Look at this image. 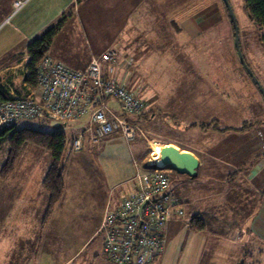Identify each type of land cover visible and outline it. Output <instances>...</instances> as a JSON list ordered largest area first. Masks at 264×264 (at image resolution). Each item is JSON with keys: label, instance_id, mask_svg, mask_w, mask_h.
I'll use <instances>...</instances> for the list:
<instances>
[{"label": "rangeland", "instance_id": "rangeland-1", "mask_svg": "<svg viewBox=\"0 0 264 264\" xmlns=\"http://www.w3.org/2000/svg\"><path fill=\"white\" fill-rule=\"evenodd\" d=\"M16 2L21 3L18 8H15ZM27 2L26 0H15L12 3L11 0H0V80L2 83L11 80L18 89L23 88L24 71L26 63L29 61V59L26 60L27 57L29 58L27 45L32 40L29 41L24 35L18 33L19 28H21L19 25H23L19 21L20 17L17 19V17L10 16L6 6L12 4L14 13H16L21 11ZM229 2L239 25L240 47L244 59L264 87V28H260L250 19L245 8V0H229ZM149 3L151 7L146 6L147 10L144 11L143 15L136 16L137 24H140L137 27L134 21L136 17L130 18L128 16L127 2H111V5L106 6L104 1H97L96 6L90 9L93 15L88 16L89 19L87 18V20L89 21L84 18L83 28L85 30L82 29L86 36L89 34L91 42L95 43L94 38H96V44H102L111 38V41L117 40L115 43H118L117 38L119 36V45L117 44L116 47L109 46L100 51L90 48L88 51L91 55L90 61L93 56H99L107 50L115 51L119 65L115 72L116 77L125 83L127 89L137 91L138 96L146 103V117L140 116L138 118L133 114L127 116L129 121L133 119L139 126L136 138L133 141H128L131 147L128 145L127 148L109 147L110 142L104 141L105 138H101L95 144L86 145L88 136H85L82 139L81 149L71 151V139L79 136H73L74 131L71 127H65L50 119H24L18 122V128L31 127L43 131L62 129L67 135V147L62 160L63 174L71 176L72 169L75 167V184L80 185L81 182L87 181L85 183L87 191L84 194L83 202L67 201L60 208L58 205V207L55 206L51 211V216L50 214L45 215V221L50 216L51 228L54 229L55 227L58 230L61 250L58 255L51 251L50 255H44L46 254L44 253L41 254L43 256L38 255L39 257L36 259L18 256L19 253L22 254L27 250L22 249L24 248L22 242H20L22 246H19L20 244L15 239L13 230H11V222L8 223L7 200L4 199L6 200L5 203L0 201V208H2L0 210V264H78L83 261L87 262L88 252H101L100 237H103L101 232L102 220L99 225L103 214L101 210H98L102 207L103 188L96 190L90 186L91 180L96 174L102 178L103 184L105 178V186H111L113 189L119 183L121 173L129 169V176L123 182L120 181L121 183L114 190L115 194H119L125 188L127 190L128 182L133 176L135 177L138 168H144L145 165L154 166L157 162L165 166L161 156L162 149L164 150L171 145H178L180 149L191 147L197 152L209 150L213 154H229L232 159V154H236L239 149L236 140L237 132L246 131L249 127L252 128L249 131L256 130L255 128L259 124L264 123V98L240 62L235 47L234 28L224 1L174 0L172 2L169 0L161 3L157 1ZM126 12L127 16H125ZM188 18L190 23L187 24V27L195 32L192 36L183 32L182 20ZM58 20L53 24L57 23ZM131 20H133V28L130 25ZM152 26H154L153 30ZM122 29H126L128 32H121ZM137 38L142 46L133 45ZM125 40L131 44L128 51L136 59H140L139 57L145 54L154 57V60H136L139 64L138 71L141 77L139 83L135 78L134 68L128 67L130 61L120 60L121 55L123 56L121 52L123 50L118 46ZM11 42L14 43L13 45H17V48L14 52L5 51L4 47ZM91 42L90 46L92 45ZM104 44L106 43L102 45ZM122 48L126 49L125 45ZM81 50L82 48L75 49L76 52ZM163 51L169 52L166 57L167 60H163L161 57ZM140 53L142 54L138 57L137 54ZM20 56L21 59L17 60ZM168 57L169 59L175 57L177 60H169ZM126 64L128 68L125 67ZM194 78L200 79L196 81ZM187 79V83L191 86L199 87L201 85V90L186 93L181 86ZM187 83L185 84L187 85ZM177 88L181 89L177 90ZM171 93H175L177 96L171 98ZM106 102L116 110L119 109L115 99L108 98ZM175 105L178 106L176 109ZM194 105L201 112L191 111L196 109ZM184 107L186 109L183 111ZM150 110L154 112H149ZM202 124L206 126L202 127ZM76 131L78 134L83 133L82 130L78 129L75 130V134H77ZM261 132L259 131V134L256 135L261 136ZM109 136L114 139L116 137L123 138L119 131L113 132ZM221 136H223L222 143L216 147V137L220 138ZM234 140L235 144L233 143ZM178 147L176 146L177 149ZM74 157L78 161L71 163ZM50 158L52 157L47 149L29 143L21 150L12 167L8 163V161L10 162L9 147L7 143L2 144L0 148V196L7 197V182L13 177L15 168H20L26 164L28 169L34 168L36 173H39L40 170L45 173ZM214 166H216L215 162ZM171 171V185L174 192H183L190 186L207 188L205 186L210 187L212 185L207 181L206 184L203 181L204 178L198 177V175L197 180H192L188 175H179L174 170ZM211 172L214 175L224 173V176H228L225 179H229V181L218 183L219 189L224 187L225 190L229 185L230 190V186H233L246 199L248 186L245 182L240 181L242 178L239 180V176H237L239 171L235 170V173L230 174L231 171L217 167ZM106 179L111 181V185L107 184ZM78 195L76 194V196ZM119 195L112 196L111 202L113 200L118 201V197L121 196ZM229 195L230 193L225 196L224 203L227 205H231ZM96 197L101 200V203L95 201ZM236 199L233 202V206H236L233 210L242 213V209L238 208L239 205L237 204L238 202L241 203L242 200L239 197ZM223 213L224 215L229 214L227 210H223ZM96 229V233L93 234ZM47 231L52 232L50 229ZM185 234L186 229L178 234L176 249L181 248V245L183 247L184 240L186 244H189L190 241L184 237ZM47 236L55 239L54 233L52 235L47 234ZM89 238H91L90 244L86 246L85 243ZM30 242L32 243L29 240L27 244L28 249L32 245ZM37 242L39 245L41 244V240ZM77 245L78 248L85 250L79 258L73 257L76 250L73 248H76Z\"/></svg>", "mask_w": 264, "mask_h": 264}, {"label": "crops", "instance_id": "crops-1", "mask_svg": "<svg viewBox=\"0 0 264 264\" xmlns=\"http://www.w3.org/2000/svg\"><path fill=\"white\" fill-rule=\"evenodd\" d=\"M13 1L15 0H11L12 3ZM26 1L28 2L21 11H17L18 13H14L12 4H8V6H6L8 7L10 16L17 17V19L18 17H20L19 21H21V24L23 25L21 26L17 24L19 25V27H21L19 28L18 33L22 36L24 35V37L29 41L33 40L47 27L51 26L53 22L61 18V16L66 15V21L60 29L59 33L54 38L48 54L54 60L59 61L68 67L80 69L85 68L90 62L89 59L91 58V55L90 51H88L90 48L100 51L109 46L116 47L119 43V36L117 38V35L116 38L118 39V43H115L117 40L111 41V38L109 41L106 40L105 42H103L106 43L104 45H102L103 43L96 44V38L92 37L95 41V43H93L90 40L91 38H89V34L86 36L84 31L82 30L84 29L83 26L85 24L84 18H86L87 20V18L89 19L88 16L93 15L90 9L96 6L97 1H104L106 6L111 5V2H127V6L129 8L128 16L130 18H135L136 16L143 15L144 11L147 10L146 6L149 5L148 7H151V4L149 2L157 1L161 3L162 1L169 0ZM171 1L173 2L174 0ZM125 16H127V12ZM136 19L137 17L134 19V21L136 22V25L138 27L140 26V24H137L138 21H136ZM189 20V18L186 20H182L183 32L192 36L195 32H193L191 28L187 27V24L190 23ZM132 23L133 20H131V26ZM126 24L127 23L125 22V25ZM133 27L134 26H132L131 28ZM152 27L153 30L154 26ZM130 31L133 32L132 30ZM121 32L127 33L128 31L126 29H122ZM62 39L64 40L62 41ZM90 42L92 43L91 46ZM139 43L140 40L137 38L133 45L137 47L138 45H140ZM13 44L11 42L7 46H5V51L7 50L14 52L15 48H17V45ZM123 45H125V48L127 50L122 48ZM130 46L131 44L128 40H125L124 42L122 41L120 46H118L123 50L121 51L123 56L121 55L120 60L130 61L128 67L132 66L134 68L136 75L135 78H137V82L139 83L141 77L140 72L138 71L139 64L136 60H154V57L146 54L142 57H139L142 54L140 53L137 54L140 59H136V57L128 51L130 49ZM80 48H82L81 51H75V49ZM168 54L169 52L166 53L165 51H163L161 53L162 59L167 60L166 57L168 56ZM20 59L21 56L18 57L17 60ZM27 59L29 58L27 57L26 60ZM169 60L177 59L175 57H171ZM125 67H127V64L125 65ZM195 79L196 78H194V80ZM199 79L200 78L196 79V81ZM187 82L188 79L184 82L183 86H181L182 88H184L183 90L186 93L201 90V85H199V87L191 86ZM185 83H187V85ZM178 89L181 88H177V90ZM199 95H201V93H199ZM176 96L177 95L175 93H171V98H174ZM195 106L196 105H194V107ZM174 107L176 109L178 106L175 105ZM195 108L196 109L191 111L201 112L197 107ZM185 109L186 108L184 107L183 111ZM149 112L153 113L154 111L150 110ZM86 120V117L78 119L72 122L71 125H69V127H71V129H73L74 131L73 136L78 134V131H76L77 134H75V130H85L83 128H86ZM250 129L252 128L249 127V129L246 131L244 130L237 132L236 140L239 144V149L236 154H232V159L229 154L218 155L211 153L209 150L207 152H197L191 147L180 149L178 145H176L178 149L182 151L192 152L199 160L197 173L194 176L188 175L190 179L197 180L196 178L198 175V177L200 176L201 178H204L203 181L210 182L212 185L210 187L205 186L207 188H201L200 186H190L184 189L183 192H174L173 190V194L177 201V204L186 212L185 217L183 216L181 217V219L173 218L167 224L165 229L164 247L152 264H264V123L259 124L257 128H255L256 130L249 131ZM259 131H262L261 136L256 135L259 134ZM245 132L248 134L244 135L246 134ZM87 136L88 141L87 143H85L86 145H88L89 143L95 144L98 142V140H100H94L91 135ZM102 138H105L104 141L110 142L108 144L109 147L119 146L127 148V145L130 146V143H128V141L125 140L124 137H116L114 139L112 136L107 135ZM222 139L223 136H221L220 138L216 137V147L220 143H222ZM233 143L235 144V140L233 141ZM71 148L72 147L70 146V149ZM229 157L230 159H228ZM51 159L52 158H50L49 160V165L47 166L45 173H43L42 170H40L39 173H36L34 168L28 169L26 164H24L23 166L21 165L22 167L20 168H15L13 170V177H11L7 182V197L4 198L3 196H0V201L2 203H5L7 200L9 209L8 223L11 222L10 226L11 230H13L14 232L15 239H17V241L19 242V246H22L20 242L23 243V250H27V252H23L22 254L19 253L18 256H28L36 259L37 257H39L38 255L43 256L41 254L44 253H46L44 255H50L51 251L53 252V254L58 255V252L61 250V242L58 236V230L55 227L54 229L51 228V213L49 219H47L46 221L44 219L49 206V194L44 189L42 183L47 174V170L51 165ZM77 161L78 159L75 160L74 157L71 163ZM213 161L215 162L216 166H214ZM217 167L231 171L230 174L235 173V170L240 172L237 175L239 176V180L242 178L240 181L243 183L245 182L248 186L246 188V192H248V194L245 196L246 199L243 198V196L240 195V192H238L239 190L235 189L233 186H230V190L229 185H227V188L225 190L224 187L220 189L219 187H217L219 182L223 183L224 181H229V179H225L228 178V176H224V173H218L214 175L211 172V170H215ZM175 172L178 173L177 171ZM121 174V178L118 181L119 183L126 180L125 178L129 176L130 170L126 169L125 172L123 171ZM178 174L187 175L181 173ZM106 182L107 184L111 185V181H109V179L108 181L106 179ZM85 183H87V181ZM85 183L81 182L80 185L75 184V167H73L71 176L64 175L65 192L62 199L57 203L59 207L57 205L55 206L60 208L67 201H76L78 203L83 202L84 194L87 191ZM119 183H117L115 186L117 187ZM90 186L96 190H101L103 188L102 207L98 209L102 211V214L105 206H109L114 203L115 200L111 202L110 198L112 196L116 197L121 193L120 191L119 194H115L114 190L116 187L112 189L111 186H105V178L103 184L102 178H100L97 174L92 178ZM234 186L236 187L235 184ZM125 190L126 188L124 189V191ZM124 191H122V193H124ZM228 193H230L229 197L231 199V205H227L224 203V201L226 200L225 196ZM76 194L79 195L76 196ZM237 197L242 200L241 203L237 201V204L239 205L238 208L242 209V213H237L236 210H233V208L236 207L233 206V202L237 200ZM95 201L101 203V200L98 197L95 198ZM1 209L2 208H0V210ZM223 210H227L229 214L224 215ZM243 210L245 211L243 212ZM102 217L103 216H101L100 218L99 225L101 224ZM195 217H197L199 221H202L204 223V227L202 229H196L191 226L192 219H194ZM21 218L23 219L22 221ZM99 225L97 226V229ZM49 229L52 230L55 235L54 240L47 236V234H53L52 232L47 231ZM97 229L93 234L96 233ZM184 229H186V234L184 237H187L190 242L189 244H186V241L184 240L183 247L181 245V248L176 249L175 247L178 244L177 236ZM8 232H10V229H8ZM73 233L75 234V231H73ZM102 236V238L100 237L101 252H88L87 262L83 261L79 262L78 264H117L115 262H112L104 254V235ZM91 238H89L85 243L86 246L90 244L89 240ZM12 239L15 240L14 238ZM29 240L32 241V243L30 242L32 245L28 249L27 244ZM38 240H41L40 245L37 242ZM78 247L79 246L77 245L76 248H73L76 249L75 254L73 255V257L75 256V258H79L84 253L83 251H85Z\"/></svg>", "mask_w": 264, "mask_h": 264}, {"label": "built area", "instance_id": "built-area-1", "mask_svg": "<svg viewBox=\"0 0 264 264\" xmlns=\"http://www.w3.org/2000/svg\"><path fill=\"white\" fill-rule=\"evenodd\" d=\"M20 5L16 2L15 8ZM118 66L113 50L93 56L80 69L45 57L38 68L37 86L26 95L11 90L13 98L0 101V126L24 119H50L68 127L70 121L86 117V129L71 139L73 151L81 149L85 133L98 140L119 131L133 141L139 126L127 116L140 115L146 103L137 91L119 81L115 75ZM108 98L117 101L118 110L107 104ZM146 166L138 168L127 190L103 213V252L117 264H152L164 247L167 223L184 216L169 192L171 169L159 162L156 168Z\"/></svg>", "mask_w": 264, "mask_h": 264}, {"label": "trees", "instance_id": "trees-1", "mask_svg": "<svg viewBox=\"0 0 264 264\" xmlns=\"http://www.w3.org/2000/svg\"><path fill=\"white\" fill-rule=\"evenodd\" d=\"M245 8L250 19H252L260 28H264V0H245ZM66 18L67 16L63 15L57 21V23H54L51 26L47 27L27 45V54L29 56V61L28 63H26L24 71L25 77L23 79V88L20 87L18 89L15 84L11 82V80L6 83H2L0 80V101L5 102L7 100H11L13 98L11 90H13L14 94L26 95L27 93H29V89L37 86V72L38 68L40 67V62L45 57L49 58L50 60H54L48 54V52L54 38L64 25ZM145 114L146 108L140 115H133L140 118V116L146 117ZM131 121V123L138 124L133 119ZM205 126L206 125L202 124V127ZM87 135L90 134L85 133L84 138ZM5 143H7L9 147L10 162L8 161V163H10L12 167L21 150L29 143L35 144L38 147L45 148L51 154L52 162L42 183L44 189L49 194V206L47 210V214L49 215L54 206L57 205V203L62 199L65 192V184L63 180L64 167L62 160L67 147L66 133L62 129L43 131L31 127L18 128L17 124L6 127L0 126V148L2 144ZM171 183L172 181L169 184V192L172 195V198L177 203L173 194ZM177 208L180 209L181 207L177 205ZM181 209L183 210L185 216L184 209ZM191 226L196 229H202L204 227V223L202 221H199V219L195 217L194 219H192Z\"/></svg>", "mask_w": 264, "mask_h": 264}, {"label": "water", "instance_id": "water-1", "mask_svg": "<svg viewBox=\"0 0 264 264\" xmlns=\"http://www.w3.org/2000/svg\"><path fill=\"white\" fill-rule=\"evenodd\" d=\"M226 8L228 9L229 15L231 17L232 25L234 28V36H235V47L240 57V62L243 67L246 69L248 74L251 76L252 80L258 86L261 94L264 98V87L255 76L252 69L248 66L246 60L244 59L241 47H240V37H239V25L237 22L236 15L231 7L229 0H223ZM162 158L164 160L165 166L163 168H169L174 171H177L181 174H187L189 176H194L197 173V169L199 166L198 158L190 151H182L177 149L174 145L167 147L166 149H162ZM147 168H156L154 165L146 166Z\"/></svg>", "mask_w": 264, "mask_h": 264}, {"label": "bare ground", "instance_id": "bare-ground-1", "mask_svg": "<svg viewBox=\"0 0 264 264\" xmlns=\"http://www.w3.org/2000/svg\"><path fill=\"white\" fill-rule=\"evenodd\" d=\"M165 236V235H164Z\"/></svg>", "mask_w": 264, "mask_h": 264}, {"label": "clouds", "instance_id": "clouds-1", "mask_svg": "<svg viewBox=\"0 0 264 264\" xmlns=\"http://www.w3.org/2000/svg\"><path fill=\"white\" fill-rule=\"evenodd\" d=\"M172 170V169H171Z\"/></svg>", "mask_w": 264, "mask_h": 264}]
</instances>
